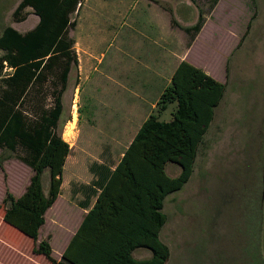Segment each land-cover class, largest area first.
Wrapping results in <instances>:
<instances>
[{
  "label": "rangeland",
  "instance_id": "1",
  "mask_svg": "<svg viewBox=\"0 0 264 264\" xmlns=\"http://www.w3.org/2000/svg\"><path fill=\"white\" fill-rule=\"evenodd\" d=\"M20 1L0 0V33L8 25L26 32L37 24L38 17L31 7L24 11L29 13L26 20L15 18L14 11ZM130 1L88 0L72 16L77 24L82 14L85 17L76 45L82 57L86 56L83 50L90 51L101 57V61L100 71L94 72L93 78L83 85L82 95L79 68L74 67L62 96L64 111L58 132L71 147L78 131L80 139L92 137V140L88 149L84 145L85 152L69 154L62 193L47 211L40 230L38 242L50 235L53 256L58 260L62 245L81 218V193L76 189L86 192L85 187L93 185L92 165L97 161L115 165L127 144L111 140L118 137L121 128L118 121L125 113L105 109L98 97L89 95L90 91H96L94 79L102 70H109L110 63L135 62L136 53L145 49L137 48L138 42L153 47L152 41L138 33L142 4L129 6ZM183 1L176 8L180 16L186 17L184 22L189 17L194 24L200 14L205 18L190 58L216 79L226 82L227 88L199 148L191 178L181 190L165 199L163 211L167 222L161 239L170 248L166 264H264V0H219L213 9V0ZM159 2L172 8L171 1ZM74 30L76 27L70 34ZM186 38L191 41L189 35ZM97 66L94 59L86 65L83 63V74ZM11 72L4 69L3 76ZM52 82L50 78L42 87L39 102L42 109L54 104L52 91L56 87ZM25 107L34 115L29 101ZM172 109L173 105L162 118L169 119ZM150 112L145 110L144 118ZM114 121L118 123L112 125ZM6 154L9 152L0 148V156ZM166 170L170 176H177L181 167L169 163ZM31 175V168L17 155L0 166V264H51L45 255L34 251L37 242L3 219L2 200L6 192L21 195ZM49 180L46 170L43 174L46 192ZM145 256V249H138L135 254L136 258Z\"/></svg>",
  "mask_w": 264,
  "mask_h": 264
},
{
  "label": "trees",
  "instance_id": "2",
  "mask_svg": "<svg viewBox=\"0 0 264 264\" xmlns=\"http://www.w3.org/2000/svg\"><path fill=\"white\" fill-rule=\"evenodd\" d=\"M84 1L21 0L15 18L26 20L29 13L24 11L31 7L38 23L26 32L8 25L0 33V148L9 152L0 156V166L17 155L32 170L21 195L6 192L3 219L37 242L34 251L45 255L51 264H166L170 248L161 239L167 222L165 199L191 178L199 148L227 88L226 82L187 60L179 63L156 111L145 119L109 176L98 171L101 192L61 259L53 256L50 235L38 242L46 213L62 193L64 167L71 152L58 129L64 111L62 96L71 70L79 66L70 35L77 25L72 16ZM218 2L213 0L211 8ZM204 24L200 14L193 25L183 27L191 41ZM4 62L13 68L7 76H3ZM50 78L56 87L52 91L54 104L42 109V87ZM27 101L34 115L27 111ZM172 105V118L162 119V113ZM169 163L181 167L177 176L167 173ZM46 170L50 175L48 192L43 186ZM138 249L149 250L151 257L136 258Z\"/></svg>",
  "mask_w": 264,
  "mask_h": 264
},
{
  "label": "crops",
  "instance_id": "3",
  "mask_svg": "<svg viewBox=\"0 0 264 264\" xmlns=\"http://www.w3.org/2000/svg\"><path fill=\"white\" fill-rule=\"evenodd\" d=\"M87 1L88 0L84 1L85 5ZM165 1H171V9L162 5L159 0H135V2H132V0L130 1L129 6H131L133 3L142 4L143 14H141L137 21L140 26L138 33L143 38L152 41L153 47H151L150 45L149 48L144 45V42H138L139 46L137 45V48L144 46L145 49H143L141 52L138 51V53H136V57L134 58L135 62L129 61L126 64H120L118 62L110 63L107 68L109 70H102L94 79L93 83L95 86L93 87L96 91H90L89 96L91 97L93 95V97L96 96L95 98L98 97L101 101L100 103L103 105V108L123 111L125 113L124 116L118 121L119 123L116 121L111 123L112 125L118 123L119 127H121L120 131L117 134L118 137H113L111 138V140L127 143L125 149L120 154V160L145 119L152 112L156 111L157 101L165 87L171 83L172 76L179 63L182 60H187L200 67L198 63L190 58L189 54L192 46L197 42L198 39L196 37L192 43L191 41L189 42L187 38L185 39V36H187L188 34L183 28L191 26L193 22L189 17L184 22V19L186 17L184 15L180 16V13L176 8L177 4H180L184 1ZM123 16L125 19V15ZM83 19H85V17L82 14L78 20L76 30H74L75 33L70 34L71 37L75 40V50L77 48L76 45H78L80 41L77 33L80 29V26L82 25ZM77 51V54H79L78 68L81 78L80 94L82 95L85 91V87L83 85L93 78L94 72L98 73V71H100L98 67L101 61V57L96 56L90 51L86 53V51L83 50V54L86 55L83 58L79 48H77ZM92 59L98 62V66L94 70L83 74V63H85L86 65ZM111 66L113 68H111ZM115 66L117 67L114 68ZM76 100L77 98H75V101ZM145 110L152 111L147 114L146 118H144ZM164 113H162V115ZM171 118L172 115L169 119L165 120H170ZM73 138L74 141L71 144V151L73 153L76 151L85 152L84 145H87L86 148L88 149L89 143L92 140V137L80 139V131H78L77 137L76 135H74ZM89 152L90 150L87 153L89 154ZM118 162L115 165H110L104 161H97V163H94V165H92L91 167L93 185L85 187L86 192L84 193H82V190L76 189L78 194L81 193V197L79 199V203L81 206V218L75 229H73L69 239L62 245L60 251L61 256L65 251L67 245L69 244L71 238L75 234L76 230L80 226L81 222L83 221L84 216L89 211V209L94 206L98 194L101 192V186L100 184H98V171H100L101 169L104 170L106 176L108 177L109 170H113ZM93 166L96 168V170H93ZM102 184H105V182H102ZM145 250L147 256L138 258L151 257V252L147 249ZM136 252L137 250L134 252V255L136 254Z\"/></svg>",
  "mask_w": 264,
  "mask_h": 264
},
{
  "label": "built area",
  "instance_id": "4",
  "mask_svg": "<svg viewBox=\"0 0 264 264\" xmlns=\"http://www.w3.org/2000/svg\"><path fill=\"white\" fill-rule=\"evenodd\" d=\"M5 63V71L9 70V71H13V68L12 67H9L7 62H4ZM77 112V102L74 101V104H73V118H74V114Z\"/></svg>",
  "mask_w": 264,
  "mask_h": 264
},
{
  "label": "bare ground",
  "instance_id": "5",
  "mask_svg": "<svg viewBox=\"0 0 264 264\" xmlns=\"http://www.w3.org/2000/svg\"><path fill=\"white\" fill-rule=\"evenodd\" d=\"M76 118H77V115L75 114V116H74V121L76 120Z\"/></svg>",
  "mask_w": 264,
  "mask_h": 264
}]
</instances>
